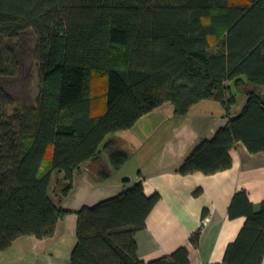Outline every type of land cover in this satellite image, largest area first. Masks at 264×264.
Returning a JSON list of instances; mask_svg holds the SVG:
<instances>
[{
    "label": "trees",
    "instance_id": "trees-1",
    "mask_svg": "<svg viewBox=\"0 0 264 264\" xmlns=\"http://www.w3.org/2000/svg\"><path fill=\"white\" fill-rule=\"evenodd\" d=\"M27 32L39 91L34 104L16 106L6 84L20 70L14 41ZM94 78L102 81L97 96ZM263 90L264 0H0V252L22 237L52 238L71 213L61 198L51 199L53 173L64 175L67 198L108 135L132 129L167 103L178 118L207 100L228 116L237 95L245 97L237 114L193 148L180 175L230 169L238 143L264 154ZM103 150L113 171L129 160L114 142ZM159 200L158 193L145 195L139 180L83 206L75 212L69 264H189L184 247L148 263L137 257L135 236ZM227 214L245 222L221 264H262L264 201L255 211L238 191ZM199 238L200 230L190 243L197 247Z\"/></svg>",
    "mask_w": 264,
    "mask_h": 264
},
{
    "label": "crops",
    "instance_id": "crops-1",
    "mask_svg": "<svg viewBox=\"0 0 264 264\" xmlns=\"http://www.w3.org/2000/svg\"><path fill=\"white\" fill-rule=\"evenodd\" d=\"M244 102L245 100L232 106L228 116H225L223 109H219L217 102L207 100L193 106L184 118L175 117L170 104L142 117L127 132L134 130L144 118L167 109L169 138L162 143L164 152L169 151V155H162L147 163L134 174L135 176L128 173L126 183L98 180L97 175L91 178L88 170L81 169L75 175L73 186L75 192L82 190L87 194L86 199L81 200V205H90L113 197L141 180L144 194L151 196L158 193L160 200L148 216L145 229L135 236L138 259L148 263L184 247L189 252V264H221L227 246L236 239L245 222L244 217L228 218L227 212L234 194L245 191L255 211L260 210L264 201V154H250L243 144L238 143L230 151L232 167L228 170L213 175L197 172L185 176L180 175L177 170L193 148L201 141L211 139L216 130L226 124L229 117L241 110ZM212 110H215L216 114H212ZM150 136L136 142V153L148 151L146 144L151 142ZM99 183L103 184L96 186ZM106 183L109 185L106 186ZM99 190H103L105 195L94 196L95 199L93 197V200H89L88 197L101 193ZM197 190L200 193L195 195ZM205 211L206 216H203ZM203 220H206L205 225L202 224ZM59 224L60 221L57 223L55 234ZM198 230L199 244L194 247L190 243V236Z\"/></svg>",
    "mask_w": 264,
    "mask_h": 264
},
{
    "label": "rangeland",
    "instance_id": "rangeland-1",
    "mask_svg": "<svg viewBox=\"0 0 264 264\" xmlns=\"http://www.w3.org/2000/svg\"><path fill=\"white\" fill-rule=\"evenodd\" d=\"M14 45L20 56V70L17 78L6 84V90L15 99L16 106H29L34 104L39 91V79L34 59V37L30 32H27L18 40L14 41ZM92 82L95 96H97L102 91V81L99 78H94ZM244 100L245 97L243 95H237L238 102ZM219 105L220 104H218V106ZM219 107V109H223L221 106ZM166 110L167 109L164 108L162 111L144 118L134 130H131V132L119 131L106 137L104 143L109 141L114 142L118 148H121L129 154L130 158L122 168L113 171L108 154L103 150V143L101 146L102 153L100 157L95 161L83 164L81 166L82 171L88 170V173L92 176L91 178H93L96 175L99 176L101 172L110 170L111 175L105 181H120V183H126L128 182L126 179L128 173L135 176L134 174H136L139 169H142L147 163L157 160L162 155L168 156L169 151L164 152L162 143L167 137L169 138V120H167L169 113H167ZM212 111V114H216L215 110ZM150 135L152 136V139L150 140L151 142L149 141L150 143L146 144V147L148 146L149 148L148 151L146 152L145 150H142L141 152L139 151L136 153V142H139V140L145 139ZM63 177L64 175L60 172L55 171L53 173L49 193L54 202H57L58 199L61 198L60 203H58L59 206L62 209L71 211V213L66 214L59 220L60 227L55 236L46 240H37L34 237L29 236L23 237L18 242H15L12 248L0 252V264H69L70 253L76 243L77 215L75 212L85 206L83 203L81 205L80 202L82 199H86L87 194L82 190L75 192V187H73L74 189L71 194L67 198H63ZM76 181H78V177H76ZM102 184L103 183H99L96 184V186ZM108 185L109 184L106 183V186ZM99 192L101 193L88 197L89 200H93L94 196L99 197L105 195L103 194V190H99ZM118 194L119 193H116V195ZM95 204L96 203H91L87 206L91 207ZM61 220L64 221L61 222Z\"/></svg>",
    "mask_w": 264,
    "mask_h": 264
},
{
    "label": "built area",
    "instance_id": "built-area-1",
    "mask_svg": "<svg viewBox=\"0 0 264 264\" xmlns=\"http://www.w3.org/2000/svg\"><path fill=\"white\" fill-rule=\"evenodd\" d=\"M202 224L205 225L206 224V220H203Z\"/></svg>",
    "mask_w": 264,
    "mask_h": 264
},
{
    "label": "water",
    "instance_id": "water-1",
    "mask_svg": "<svg viewBox=\"0 0 264 264\" xmlns=\"http://www.w3.org/2000/svg\"><path fill=\"white\" fill-rule=\"evenodd\" d=\"M262 96L264 97V90L262 91Z\"/></svg>",
    "mask_w": 264,
    "mask_h": 264
}]
</instances>
